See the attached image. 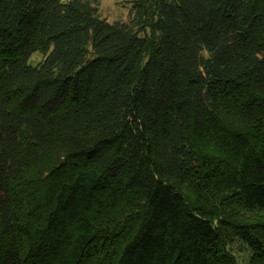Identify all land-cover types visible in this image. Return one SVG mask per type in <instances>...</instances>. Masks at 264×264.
Returning <instances> with one entry per match:
<instances>
[{
    "label": "trees",
    "instance_id": "1",
    "mask_svg": "<svg viewBox=\"0 0 264 264\" xmlns=\"http://www.w3.org/2000/svg\"><path fill=\"white\" fill-rule=\"evenodd\" d=\"M101 6L0 0V264H264V0Z\"/></svg>",
    "mask_w": 264,
    "mask_h": 264
},
{
    "label": "rangeland",
    "instance_id": "2",
    "mask_svg": "<svg viewBox=\"0 0 264 264\" xmlns=\"http://www.w3.org/2000/svg\"><path fill=\"white\" fill-rule=\"evenodd\" d=\"M133 0H101L102 13L111 22L118 19H127ZM40 55H35L34 59L38 61Z\"/></svg>",
    "mask_w": 264,
    "mask_h": 264
}]
</instances>
